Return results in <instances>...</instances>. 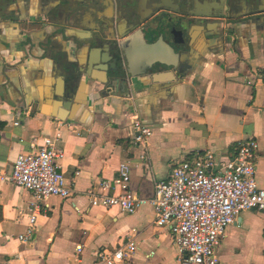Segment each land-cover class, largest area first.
Here are the masks:
<instances>
[{
  "label": "crops",
  "instance_id": "0c3cea01",
  "mask_svg": "<svg viewBox=\"0 0 264 264\" xmlns=\"http://www.w3.org/2000/svg\"><path fill=\"white\" fill-rule=\"evenodd\" d=\"M153 1L147 0V7ZM106 3L0 0V264H75L76 244L83 264H101L97 251L128 241L135 250L123 264H180L170 226L154 223L149 202L131 214L117 206L90 205L86 192L102 179L113 181L125 158L129 190L148 199L155 182L168 178L183 155L210 149L228 157L239 139L251 136L259 144L256 180L264 188V8L195 15L188 70L170 91L120 88L105 97L91 79L105 74L95 69L89 82L63 88L56 46H75L72 36L88 35L85 27L98 19L109 30ZM143 7L140 3L138 11ZM206 24L210 32L204 31ZM86 48L85 56L99 58L98 46ZM130 113L154 129L148 146L133 142ZM46 137L62 150L60 170L71 193L40 202L34 231L21 240L30 193L3 177L19 153ZM216 251L220 264H264V215L242 211Z\"/></svg>",
  "mask_w": 264,
  "mask_h": 264
},
{
  "label": "built area",
  "instance_id": "2783aa9c",
  "mask_svg": "<svg viewBox=\"0 0 264 264\" xmlns=\"http://www.w3.org/2000/svg\"><path fill=\"white\" fill-rule=\"evenodd\" d=\"M133 131L135 144L144 145L151 134L136 116ZM258 149V141L250 136L239 139L228 157H217L210 149L183 155L175 161L168 178L155 182L153 195L148 199L129 190L130 160L125 158L118 163L113 181L102 179L86 194L92 206H117L129 214L149 202L154 223L170 226L180 264H220L216 249L227 226L248 209L264 215V188L256 180ZM61 156L62 150L46 137L42 144H32L29 151L19 153L11 172L3 177L30 193L28 224L18 236L21 240L34 231L40 202L51 196L65 198L71 193V184L60 170ZM134 250L135 244L128 241L113 250L100 249L96 257L101 264H123L130 261ZM80 253L81 244H76L75 264H83Z\"/></svg>",
  "mask_w": 264,
  "mask_h": 264
},
{
  "label": "water",
  "instance_id": "95a60500",
  "mask_svg": "<svg viewBox=\"0 0 264 264\" xmlns=\"http://www.w3.org/2000/svg\"><path fill=\"white\" fill-rule=\"evenodd\" d=\"M181 2L187 4L185 0ZM176 14L172 17L162 16L152 23L139 22L112 37L96 31L93 39L75 37V46L68 47L63 43L55 45L61 52L58 64H65L63 72L59 74L63 88L74 90L81 81L89 82V68L104 72V79H91L101 83L97 88L98 93L105 97L116 95L120 88L129 93L145 89L170 91L176 84H181L189 65L188 56L193 39L189 30L192 21L187 13ZM225 28L232 29L231 26ZM203 29L205 32L211 30L208 24ZM209 34L206 33L205 36ZM49 43L54 45L52 41ZM99 44L101 52L106 55L101 53L98 60H92L81 52L84 46L89 49ZM134 116L137 115H129L132 139ZM142 124L151 130V134L145 139V145L148 146L154 129Z\"/></svg>",
  "mask_w": 264,
  "mask_h": 264
},
{
  "label": "flooded vegetation",
  "instance_id": "af4514ba",
  "mask_svg": "<svg viewBox=\"0 0 264 264\" xmlns=\"http://www.w3.org/2000/svg\"><path fill=\"white\" fill-rule=\"evenodd\" d=\"M107 3L108 8V14H110V17L108 19V25L107 28L109 30H105V27L102 26V22L96 20L95 25L92 27H85V30H88L90 33L88 35H84V37H78L81 39L84 38H94V33L96 31L105 33L108 36H114L115 33H123L127 31L128 29L132 28L134 24H137L141 22L143 23H152L158 18L162 16H175L177 15V12H183L187 13L189 15V18L191 19V23H194L195 15H204L202 13H205L206 15L210 14H222V13H231L234 12H253L258 9L264 8V0H185L187 1V4L184 5L181 1L182 0H154L152 6L147 7L148 3L147 0H105ZM207 2V3H206ZM143 3L146 4V7L140 8V12L138 11L139 4ZM205 3L206 7L203 6ZM150 4V3H149ZM214 4V5H213ZM202 6V7H199ZM197 13V14H194ZM210 16H207L206 18H209ZM1 18V15H0ZM215 18L217 20L222 18ZM46 19V18H45ZM25 24H29V21L23 20ZM125 23V25H121L122 23ZM30 24H33V21H30ZM95 29V30H94ZM74 39L75 37L72 36ZM99 47L101 50V44L96 45L95 47ZM90 47V48H95ZM102 55H106V53H103L100 51L99 58ZM98 58V59H99ZM97 59V60H98ZM60 60H58L59 63ZM61 66V64H58ZM65 67V64L62 66ZM94 68H89L88 74H90L91 70ZM64 70V68H63ZM96 70V69H95ZM98 84V86L101 84ZM17 111L21 110V107L15 108Z\"/></svg>",
  "mask_w": 264,
  "mask_h": 264
},
{
  "label": "trees",
  "instance_id": "16d2710c",
  "mask_svg": "<svg viewBox=\"0 0 264 264\" xmlns=\"http://www.w3.org/2000/svg\"><path fill=\"white\" fill-rule=\"evenodd\" d=\"M3 126V122H0V128ZM0 218H1V210H0Z\"/></svg>",
  "mask_w": 264,
  "mask_h": 264
}]
</instances>
